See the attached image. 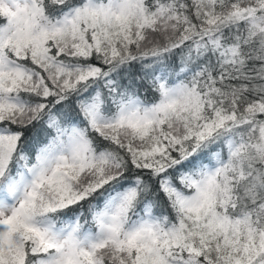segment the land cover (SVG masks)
Here are the masks:
<instances>
[{
	"label": "snow or ice",
	"instance_id": "snow-or-ice-1",
	"mask_svg": "<svg viewBox=\"0 0 264 264\" xmlns=\"http://www.w3.org/2000/svg\"><path fill=\"white\" fill-rule=\"evenodd\" d=\"M0 264H264V0H0Z\"/></svg>",
	"mask_w": 264,
	"mask_h": 264
}]
</instances>
